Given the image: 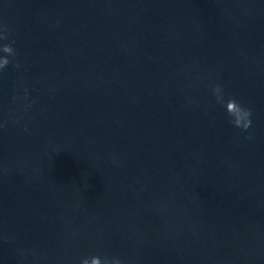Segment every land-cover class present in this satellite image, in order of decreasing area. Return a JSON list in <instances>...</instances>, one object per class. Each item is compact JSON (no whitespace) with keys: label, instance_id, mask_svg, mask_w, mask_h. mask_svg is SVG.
Returning <instances> with one entry per match:
<instances>
[{"label":"water","instance_id":"water-1","mask_svg":"<svg viewBox=\"0 0 264 264\" xmlns=\"http://www.w3.org/2000/svg\"><path fill=\"white\" fill-rule=\"evenodd\" d=\"M5 33L0 264H264V0H0Z\"/></svg>","mask_w":264,"mask_h":264},{"label":"clouds","instance_id":"clouds-1","mask_svg":"<svg viewBox=\"0 0 264 264\" xmlns=\"http://www.w3.org/2000/svg\"><path fill=\"white\" fill-rule=\"evenodd\" d=\"M7 38L6 33L0 34V40H6ZM0 52L5 54L0 57V70H2L10 63L8 57L15 55V51L11 44H3L0 46ZM213 94L216 96L217 102L224 106L227 115L230 117V122L234 127L239 128L242 131H247L251 127L252 111L250 108L244 107L235 98H229L225 101L222 90L219 86L213 88ZM81 264H121V262L118 258H113L109 261L107 258L102 260L99 256H92L83 259Z\"/></svg>","mask_w":264,"mask_h":264}]
</instances>
